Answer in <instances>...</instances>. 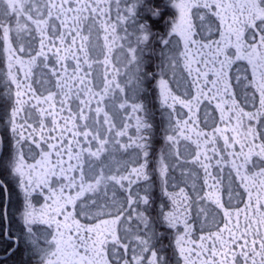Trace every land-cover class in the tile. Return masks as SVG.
<instances>
[{
	"label": "snow or ice",
	"instance_id": "obj_1",
	"mask_svg": "<svg viewBox=\"0 0 264 264\" xmlns=\"http://www.w3.org/2000/svg\"><path fill=\"white\" fill-rule=\"evenodd\" d=\"M0 264H264V0H0Z\"/></svg>",
	"mask_w": 264,
	"mask_h": 264
}]
</instances>
